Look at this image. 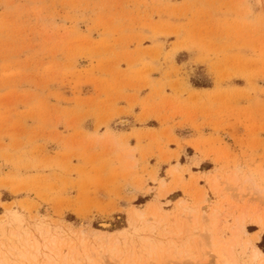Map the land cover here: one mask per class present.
I'll return each instance as SVG.
<instances>
[{
	"label": "rangeland",
	"instance_id": "1",
	"mask_svg": "<svg viewBox=\"0 0 264 264\" xmlns=\"http://www.w3.org/2000/svg\"><path fill=\"white\" fill-rule=\"evenodd\" d=\"M188 131L200 136L187 138ZM175 167L179 172L171 176ZM235 175L233 190L227 182ZM262 202L264 0H0L5 248L22 244L33 251L11 237L17 230L23 238L24 232L39 234L59 254L58 264H71L61 261L62 251L74 243L88 251L96 245L94 264H109L111 257H102L105 233H112L121 248L132 247L133 260L146 246L142 264L152 246L156 257L152 252L149 259L165 264L166 253L181 249L175 263L192 264L205 257L200 242L183 248V235L172 227L175 217L186 215L185 203L227 209L223 238L236 252L235 264H254L245 248L249 237L231 230L244 207L251 214ZM136 208L144 220L133 216ZM161 212L168 219L160 221ZM252 223L247 229L254 235L260 226ZM257 245L264 251V235ZM40 258L17 260L47 262ZM212 258L205 263L216 264Z\"/></svg>",
	"mask_w": 264,
	"mask_h": 264
},
{
	"label": "bare ground",
	"instance_id": "2",
	"mask_svg": "<svg viewBox=\"0 0 264 264\" xmlns=\"http://www.w3.org/2000/svg\"><path fill=\"white\" fill-rule=\"evenodd\" d=\"M260 1V3H262V1L263 0H259ZM111 134V133H110ZM110 140V139H109ZM133 150L132 151H130V153H131V157H132V155H133ZM129 156V154H127V157H130ZM177 158V157H176ZM129 159V158H128ZM130 160H133V159H131L130 158ZM131 163H134V164H136L135 162H131ZM136 166V165H135ZM134 166V167H135ZM130 168H132V167H130ZM176 168V167H175ZM176 172H179L178 171V168H176V169H173L172 171H170V173H171V176L172 175H174ZM177 174V173H176ZM175 174V175H176ZM170 175V174H169ZM239 175V174H238ZM178 176V175H177ZM213 177V176H212ZM233 177V176H232ZM248 178H246L244 181H246L247 180V182L249 183V182H252V180H251V178H249V176H247ZM157 178V177H156ZM176 178V177H175ZM178 178H179V176H178ZM215 178H217L218 179V176H216ZM237 178H239V177H237V175H235L233 178H232V180L231 181H229V182H227V185H228V183H230V187L228 186V188H232L233 190H235L234 188L236 187V184H237ZM172 179V178H171ZM171 179H170V181H171ZM220 179V178H219ZM157 180V179H156ZM159 180V179H158ZM181 180H182V178H181ZM210 180V179H209ZM240 180V179H239ZM160 182V181H159ZM168 181H167V179H165V178H162L161 179V186H165L166 185V183H167ZM210 182H212V181H210ZM216 182V183H215ZM215 182H214V184L212 183V187L214 188V189H216L217 190V187H218V184H217V180H215ZM141 183V182H140ZM254 185V181H253V183H252V186ZM177 186V185H176ZM235 186V187H234ZM242 186V185H241ZM212 188V189H213ZM228 188H227V190H228ZM238 189H240L241 190V187H240V184L238 185V187H237ZM148 189V188H147ZM226 189V188H225ZM252 189V188H251ZM255 189V191H256V193L258 192V195H260V194H262L263 193V190L262 189H260V188H257V187H255L254 188ZM149 191H151V190H149ZM152 192H154V191H152ZM203 193L204 194H206L205 192H202V194H199L200 196H199V198L201 199V201H204V200H206L207 199V197H206V195H203ZM225 193V192H224ZM202 195V196H201ZM198 196V195H197ZM202 197V198H201ZM223 197H225V196H223ZM261 197V196H260ZM259 197V198H260ZM198 198V197H197ZM200 199H198V203L200 202ZM243 199V198H242ZM261 199L263 200V198L261 197ZM241 200V199H240ZM221 201V200H220ZM179 202H181V203H183L182 202V200L181 201H179ZM178 202V203H179ZM187 202V201H186ZM208 202H209V200H208ZM222 202V201H221ZM197 203V204H198ZM231 203V202H230ZM251 203V202H250ZM254 203V202H253ZM188 204V203H187ZM218 204V203H217ZM222 204V203H221ZM225 204V203H224ZM229 204V203H228ZM255 204V203H254ZM186 204L184 203V205L182 204L181 206H182V211H183V214H184V212H185V214L186 215H183V214H181V215H183L184 217H182V218H180V216H179V218L177 217H175L173 220H174V223H172V227H173V224H174V227H175V229H174V233H175V236L177 235V236H181V235H183L182 237H184L182 240H181V244H180V246L182 245L183 246V248H184V245L186 244V243H194L195 241H197L198 240V242H200V243H198L197 245H199L198 247H201V248H199V250H201V252L202 253H204V254H200V255H205V257L203 258V257H201V259L203 260V262L201 263V261L202 260H199V259H195V256H193V255H189L190 253H189V251L190 250H188V255H185V257H189V258H187V261H189L190 260V258L191 259H195L196 261H198L199 260V263L198 262H193L192 260H190L191 262H193L192 264H195V263H197V264H206L205 262H207V261H210V262H208V263H211V258L212 259H214L215 260V263L216 264H235V259H234V257H235V251H234V249H233V247L232 246H230L229 244H228V242L223 238V232H224V225H225V223H226V220H225V218H226V215L227 214H229V213H227V214H225V211L227 210V209H225V207H227V206H223V205H221V206H223L224 208L223 209H225V210H222L221 209V207L219 208V207H216V208H212V207H210L209 205H205V206H202V208L201 207H196V206H192V205H187V206H185ZM204 205V204H203ZM251 205V204H250ZM249 205V206H250ZM180 206V205H179ZM218 206V205H217ZM183 207H184V209H183ZM237 207V206H236ZM236 207H234V208H236ZM244 207V206H243ZM157 208V207H156ZM201 208V209H200ZM242 208V207H241ZM238 209V208H237ZM142 210V209H141ZM229 210V209H228ZM235 210L236 209H234V212H235ZM133 211H134V209H133ZM155 211H159V209H157V210H153V212H155ZM238 211V210H237ZM249 211L250 210H248V207H244L240 212H239V216L238 217H234L235 218V224L233 225V227H232V230L231 231H233L234 232V235H243V237L245 238V237H249V239L247 240V241H245V245H246V251H248L249 253H250V258L252 259V261H253V263L254 264H264V251L257 245V243L258 242H260L261 240H262V237H263V235H264V203L262 202L261 203V205L260 206H258V208H256V211H254L253 213L251 212V214L249 213ZM152 212V213H153ZM227 212V211H226ZM151 213V214H152ZM160 213V212H159ZM182 213V212H181ZM233 213V212H232ZM8 214L9 215H11L12 216V214H15V213H13L12 211H8ZM156 214V213H155ZM176 214V213H175ZM154 215V214H153ZM6 216V215H5ZM133 216H136V217H138V219L139 220H144L145 219V217H144V214L139 210V209H135V211H134V214H133ZM160 216V221L161 220H163L164 221V219L165 218H167L162 212H161V215H159ZM14 217V216H13ZM18 217V216H17ZM130 217V216H129ZM152 217V216H151ZM150 217V218H151ZM169 217V216H168ZM133 218V217H132ZM149 218V219H150ZM152 218H154V217H152ZM151 218V219H152ZM158 218V217H157ZM18 219V218H17ZM17 219H15V220H17ZM134 219V218H133ZM168 219V218H167ZM26 220V219H25ZM38 220V219H37ZM148 220V219H147ZM159 221V222H160ZM167 221V220H166ZM12 222V221H11ZM141 222V221H140ZM158 222V223H159ZM169 222V221H168ZM167 222V223H168ZM252 222H254L255 224H257V225H259L260 226V231L259 232H257L256 234H254V235H252V234H250V232L248 231V229H247V225L249 224V223H251V224H253ZM15 224V223H14ZM49 224H50V222H49ZM155 224H157V223H155ZM250 224V225H251ZM8 225V224H7ZM37 225H38V223H37ZM40 226V225H39ZM164 226H165V223H164ZM170 226V225H169ZM69 227V226H68ZM138 227V226H137ZM250 227V226H249ZM14 228V227H13ZM44 228V227H43ZM152 228V227H151ZM259 228V227H258ZM170 229V228H169ZM231 229V228H230ZM7 230V229H6ZM9 230V229H8ZM19 230V229H18ZM25 230V229H24ZM67 230H69V229H67ZM150 230V229H149ZM153 230V229H152ZM28 231V230H27ZM172 231V230H171ZM35 232V231H34ZM38 233H39V231H37ZM43 232H45V231H43ZM67 232V231H66ZM69 232V231H68ZM67 232V233H68ZM80 232H81V230H80ZM92 232V231H91ZM122 232H124V230L122 231ZM121 232V233H122ZM32 233V232H31ZM47 233V232H46ZM76 233V232H75ZM102 232L100 231V230H97V229H94V235H97V234H101ZM24 235H25V237L23 238L22 237V235L20 234V231L19 232H17V230L16 231H13L12 230V236L11 237H13V235H16L18 238H17V241L19 242L20 241V239H23L24 241H26V243H28V245L30 246V248L34 251H29L28 250V248L27 249H24V250H22V249H20V247H22L23 248V246H25V245H22L21 243H19V244H21V246H18V247H15V246H9V247H7V248H5V246L3 245V244H0V264H22L21 262H20V260H17V257H20V258H22V259H24V260H30L31 258L34 260V261H38L37 259H38V257L40 256L44 261H47L48 262V264H53V263H51V262H55V264H58V262L57 261H59V259H57V256L59 255H57L53 250H51V249H49V246H51V245H46V244H44L42 241H41V239H40V237L38 236L39 234H30V233H28V232H24L23 233ZM45 234V233H44ZM55 234H57V233H55ZM61 234V233H60ZM60 234H59V236H60ZM82 234H83V237H82ZM125 234V233H124ZM127 234V233H126ZM169 234V233H168ZM233 234V233H232ZM8 235V234H7ZM42 235V234H41ZM63 237H64V235L63 234H61ZM81 235V237L82 238H84V240H85V238L87 239V237H86V231L85 230H83L82 231V233L80 234ZM91 235H93V234H91ZM105 235H106V237H105V250H103V251H106L105 252V254H107V255H102L100 252H98V254H99V256H100V258L102 257V260H104L105 261V259H103V258H106V257H111L110 259L111 260H109L108 258H106V260L108 261V263L110 262L111 264H112V259H113V264H133L134 263V261H135V263L134 264H136L137 262H139L140 264H142L140 261H139V257L142 259V257H141V252H143V250L146 248V246L145 245H142V243H141V245L143 246V247H141V248H144V246H145V248L144 249H139L140 251V253L139 252H137L136 253V257L137 256H139V257H137V260L135 259V260H133L132 259V247L130 246V249H131V254H128V252H130L129 250H125V249H123V248H121L119 245H120V240L119 239H117V238H119V237H117L116 239H114V240H111L110 238L111 237H109V236H111L112 235V233H105ZM151 235V234H150ZM170 235V234H169ZM233 235V236H234ZM54 236V235H53ZM61 236V237H62ZM70 236V235H69ZM68 236V237H69ZM78 236V235H77ZM77 236H76V238H77ZM104 236V235H103ZM123 236V235H122ZM127 236V235H126ZM149 236V235H148ZM167 236V235H166ZM165 236V238H167ZM172 236H174V235H172ZM186 236V237H185ZM8 237V236H7ZM170 237V236H169ZM9 238V237H8ZM44 238H46V237H44ZM51 238V237H50ZM97 238V237H96ZM43 239V238H42ZM72 239V238H71ZM88 239H89V236H88ZM91 239V238H90ZM93 239V238H92ZM123 239V238H122ZM129 239H130V237H129ZM176 239V238H175ZM231 239H233V238H231ZM237 239H239L240 241H241V239L240 238H237ZM243 239V238H242ZM7 240V239H6ZM10 240V239H9ZM14 240H16V239H14ZM57 240V239H56ZM59 240V239H58ZM60 240H61V238H60ZM65 240V239H64ZM76 240V239H75ZM80 240H81V238H80ZM84 240L82 241V244H83V242H84ZM123 240H125V238L123 239ZM143 240V239H142ZM147 240V239H146ZM234 240V239H233ZM44 241H46V240H44ZM48 241V240H47ZM50 241H53V243L55 242V240H52V239H50ZM69 241V240H68ZM100 240L98 239V242H99ZM128 241V240H127ZM165 241V240H164ZM168 241V240H167ZM171 241V240H170ZM175 241V240H174ZM3 242V241H2ZM4 242H5V240H4ZM10 242V241H9ZM17 242V243H18ZM72 242V241H71ZM134 242V241H133ZM166 242V241H165ZM238 242V241H237ZM6 243V242H5ZM23 243V242H22ZM50 243V242H49ZM53 243H51L52 245H53ZM62 243V242H61ZM61 243H59V244H61ZM77 243V242H76ZM90 243H91V241H90ZM129 243V242H128ZM169 243V242H168ZM176 243V242H175ZM240 243V242H239ZM8 244V243H7ZM12 244V243H11ZM16 244V243H15ZM18 244V245H19ZM57 244H58V242H57ZM56 244V245H57ZM65 244H66V241H65ZM103 244V243H102ZM138 244V243H137ZM165 244V243H164ZM163 244V245H164ZM170 244H173L172 243V241H171V243ZM234 244V243H233ZM13 245H14V243H13ZM67 245V244H66ZM69 245V244H68ZM85 245V244H84ZM129 245V244H128ZM148 247L150 246L149 244H146ZM162 245V244H161ZM177 245V244H176ZM194 245V244H193ZM241 245V244H240ZM64 246V245H63ZM80 246H81V243H80ZM80 246H78V243H77V245H75V243L73 244V245H71L70 247H68V248H66V249H64L62 252H64L63 253V260H61L62 262L64 261V262H66L67 260H70V261H72L71 262V264L73 263H75V264H78V262H80V261H84L82 264H84V263H87V264H94L95 263V260H94V255L93 254H95V252L98 250V248H97V246L96 245H94V244H91V245H89V247H88V249H89V251L86 249H84V248H82V247H80ZM122 246H124V245H122ZM126 246V245H125ZM138 246H140V243H139V245H137V247ZM172 246V245H171ZM61 247V246H60ZM100 248H101V245L99 246ZM155 246H152L151 248V252L149 251V254H143V255H145V257H146V260H148V261H146V262H143V264H150L151 263V261H152V263L153 262H158L157 264H159V263H162V260L159 262V260H158V258H154V259H149V257H151V254H152V252L154 253V257H156L155 255V249L156 248H154ZM170 247V246H169ZM187 247V246H186ZM209 247V249H210V254H208V253H206L207 251H206V249ZM85 248H86V246H85ZM100 248H99V250H100ZM150 248V247H149ZM168 248V247H167ZM179 249L181 248V247H178ZM182 248V249H183ZM189 248V247H188ZM53 249V248H52ZM186 249V248H185ZM190 249V248H189ZM242 249V248H241ZM240 249V250H241ZM57 250V249H56ZM60 250H61V248H60ZM150 250V249H149ZM172 250V249H171ZM88 251V252H87ZM101 251V250H100ZM137 251V250H136ZM160 251L162 252V250L160 249ZM167 251L169 252V248L167 249ZM167 251H165V252H167ZM173 251V250H172ZM185 251H187V250H185ZM184 251V252H185ZM245 251V250H244ZM160 252V254H162ZM180 252H181V249H180ZM176 253V250H175V252H173V254H175V256H170V254L169 253H166L167 254V256H168V258L171 260V262H173L172 261V259H174V263H175V259L179 256L180 257V254L181 253ZM183 253V252H182ZM193 253V252H192ZM242 253H243V251H242ZM160 254H159V256H160ZM183 254H185V253H183ZM187 254V253H186ZM197 254V253H196ZM244 254V253H243ZM242 254V255H243ZM134 255V254H133ZM237 255V254H236ZM241 255V254H240ZM248 255V254H247ZM106 256V257H105ZM165 256V255H164ZM199 256V255H198ZM76 257H77V261H76ZM178 257V258H179ZM182 257V256H181ZM180 257V258H181ZM185 257H184V255H183V258L185 259ZM209 257V258H208ZM211 257V258H210ZM40 258V259H41ZM160 258V257H159ZM161 258H162V255H161ZM160 258V259H161ZM164 258V257H163ZM179 258V259H180ZM39 259V260H40ZM140 259V260H141ZM169 259H167L166 257H165V261H163L164 263L165 262H167V263H169L170 262V260ZM184 259H182V260H184ZM208 259H210V260H208ZM99 260V259H98ZM142 260H144V259H142ZM155 260V261H154ZM167 260V261H166ZM181 260V261H182ZM213 260V261H214ZM237 260V259H236ZM42 261V260H41ZM40 261V262H41ZM103 261V262H104ZM137 261V262H136ZM145 261V260H144ZM177 261H178V259H177ZM189 261V262H190ZM26 263H27V261H25ZM39 262V261H38ZM37 262V263H38ZM47 262H45V263H47ZM57 262V263H56ZM61 262V263H62ZM246 262H248V261H246ZM44 263V264H45ZM69 263V262H68ZM105 263H107V262H105ZM109 263V264H110ZM151 263V264H152ZM167 263H165V264H167ZM177 263V262H176ZM175 263V264H176ZM180 263V262H179ZM28 264V263H27ZM31 264V263H30ZM33 264H34V262H33ZM43 264V263H42ZM63 264V263H62ZM97 264V263H96ZM154 264V263H153ZM163 264V263H162ZM212 264H214V262H212ZM252 264V263H251Z\"/></svg>",
	"mask_w": 264,
	"mask_h": 264
},
{
	"label": "crops",
	"instance_id": "3",
	"mask_svg": "<svg viewBox=\"0 0 264 264\" xmlns=\"http://www.w3.org/2000/svg\"><path fill=\"white\" fill-rule=\"evenodd\" d=\"M140 96L143 97L144 95H140ZM125 107H128V106L125 105ZM138 107H139V106H138ZM140 112H141V109H140V107H139V110H138L137 113H135V114H139ZM129 120H130V121H129ZM128 121H129V123H133V122H134V118H129ZM137 128H138V127H137ZM127 132H129V130H128ZM198 136H200L199 133H195V131H194V132H193V131H188V132H187V135H186L187 138H191L192 140L198 138ZM192 140H191V141H192Z\"/></svg>",
	"mask_w": 264,
	"mask_h": 264
},
{
	"label": "trees",
	"instance_id": "4",
	"mask_svg": "<svg viewBox=\"0 0 264 264\" xmlns=\"http://www.w3.org/2000/svg\"><path fill=\"white\" fill-rule=\"evenodd\" d=\"M264 249V248H263Z\"/></svg>",
	"mask_w": 264,
	"mask_h": 264
}]
</instances>
